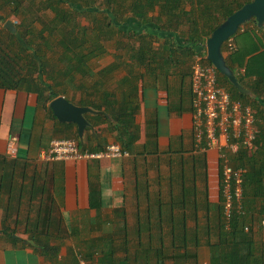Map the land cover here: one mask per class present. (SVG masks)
Segmentation results:
<instances>
[{
	"label": "trees",
	"instance_id": "trees-1",
	"mask_svg": "<svg viewBox=\"0 0 264 264\" xmlns=\"http://www.w3.org/2000/svg\"><path fill=\"white\" fill-rule=\"evenodd\" d=\"M24 1L37 4L40 11L51 12L52 16L43 20L44 16L39 15L43 27L35 30L31 23L36 19L30 20L27 14L32 13L30 8L24 10L26 16L16 25V33L5 26L0 31V90L37 94L38 103L55 120L56 131L66 132L67 137L80 138L78 129L74 123L57 120L50 101L64 95L76 104L91 106L100 112L86 114L92 123L88 129L107 123L109 130L116 132L120 145L132 154L140 138L135 119L138 109L135 87L123 93L122 101H114L115 93L107 87L111 73L128 56L140 63L147 59L157 61L163 53L172 56L185 46L179 44L182 37L190 52L203 53L207 50V39L219 24L253 0H0V4L16 2V12L21 15L20 2ZM83 18L88 23L84 24ZM250 23L259 28L255 19L243 25ZM108 43L116 49V62L95 73L91 64L109 53ZM230 59L228 56L226 60L232 68ZM234 72L243 84L238 72L235 69ZM218 75L219 83L234 98L253 108L259 127L253 148L242 147L237 154H230L234 166L247 168L242 209L235 205L231 216L225 215L221 181L220 199L214 205L207 197L208 192L207 202L200 204L196 186L183 182L178 192L173 186L158 192L156 195L161 196L144 211L138 206L136 222L132 225L125 207L103 214L101 190L91 184L90 204L100 211L96 223L99 235L76 236L75 249L69 252L72 264H79L78 254L91 264H199V250L204 244L210 247V264H264L254 230V224L264 219V101L258 95L256 100L241 93L219 70ZM78 77L82 78L80 82ZM128 80V77L120 79L119 87L126 86ZM68 85L79 91L77 100L69 97ZM79 144L81 149L86 148L82 140ZM8 157L0 155V207L4 209L1 223L6 231L11 228L10 217L20 212L21 200L29 191L23 183L27 178L25 164L21 171L18 160ZM162 193L168 195L166 202H162L161 198L165 197ZM212 207L213 215L210 214ZM203 208L209 213L205 233L208 238L214 231L216 242L203 241L197 215ZM38 213V217L26 222L31 232L30 244L57 263L60 243L68 237L63 219L54 204L39 205ZM191 218L195 220L194 227L190 224ZM104 223L108 229H103Z\"/></svg>",
	"mask_w": 264,
	"mask_h": 264
},
{
	"label": "crops",
	"instance_id": "crops-1",
	"mask_svg": "<svg viewBox=\"0 0 264 264\" xmlns=\"http://www.w3.org/2000/svg\"><path fill=\"white\" fill-rule=\"evenodd\" d=\"M254 27L253 23L242 24L232 37L235 50L224 46V55L226 59L231 57L232 68L243 79L244 83H240L250 91L251 94L246 95L256 100L258 95L259 100L264 101V30H259L264 26ZM180 39V46H185L172 56L163 53L157 61L147 59L143 63L128 56L122 66L111 73L107 87L114 91V101H122L123 93L129 92L131 86L135 87V102L138 105L135 119L140 138L135 152L128 157L44 160L42 152L53 139L69 138L66 132L56 131L55 120L38 103L37 94L17 89L0 90V155H7L9 141L17 136L18 154L11 159L18 160L21 171L25 164L27 178L23 183L29 190L21 200L20 212L10 217L8 226L11 228L7 231L1 223L4 209L0 207V264H72L69 252L75 249L74 238L99 235L96 223L100 211L90 204L91 184L101 190L103 214L121 207H125L130 214L134 206L138 210L140 205V210L144 211L161 196L156 195L158 192L171 186L178 192L183 182L196 186L200 204L207 202L206 192L212 205L219 202L220 152L218 148L203 152L196 150L191 91V68L195 55L186 45V39ZM115 52L113 48L95 60L99 63L95 73L116 62ZM166 58L168 60L165 61ZM123 77L129 80L126 86L120 88L118 82ZM97 112L100 111L89 113ZM89 123L83 137L79 135L80 138H76L78 142L83 141L85 149H101L109 143H119L116 132L110 131L107 123L99 124L92 130L88 129L92 128V123ZM75 127L78 129L77 125ZM146 171H154L155 174L147 176ZM142 174L146 177L144 180L141 179ZM40 188L45 191L40 192ZM162 195L165 196L161 198L162 202H166L168 195ZM52 204L59 210L67 236L71 238V242H65L66 237L60 243L57 263L30 244L31 232L26 225L28 219L38 217L39 205ZM200 211L197 215H205L209 220L207 209ZM45 214L42 213L43 216ZM210 214H214L213 207ZM102 227L104 230L109 228L106 223ZM199 264H210L209 249L200 248Z\"/></svg>",
	"mask_w": 264,
	"mask_h": 264
},
{
	"label": "built area",
	"instance_id": "built-area-1",
	"mask_svg": "<svg viewBox=\"0 0 264 264\" xmlns=\"http://www.w3.org/2000/svg\"><path fill=\"white\" fill-rule=\"evenodd\" d=\"M228 50H235L233 38L226 42ZM218 70L207 58V50L196 54L191 68V91L193 107V138L196 150L218 148L221 160V185L225 215L229 218L234 206L242 209L244 178L247 168L236 167L230 154H237L244 147L251 149L259 134L255 111L250 105L234 98L230 91L219 83ZM18 137L8 143L7 156L17 157ZM130 152L119 143H109L102 150L81 149L76 138H56L42 152L44 160H93L128 157ZM264 224V221L262 222ZM249 226H246V230ZM79 264H91L78 254Z\"/></svg>",
	"mask_w": 264,
	"mask_h": 264
},
{
	"label": "water",
	"instance_id": "water-1",
	"mask_svg": "<svg viewBox=\"0 0 264 264\" xmlns=\"http://www.w3.org/2000/svg\"><path fill=\"white\" fill-rule=\"evenodd\" d=\"M252 19H255L260 27L264 26V0L249 1V3L235 11L224 22L219 24L206 42L207 58L215 65V68L226 75L239 91L244 94L251 93L240 83L236 73L227 63L223 46L230 37L236 34L242 24L250 22ZM5 27L13 33L17 32V27L12 20H7ZM50 107L59 121L75 123L78 126L80 137H83L87 126L90 125L85 113L96 111L90 106L76 104L63 95L52 99Z\"/></svg>",
	"mask_w": 264,
	"mask_h": 264
},
{
	"label": "rangeland",
	"instance_id": "rangeland-1",
	"mask_svg": "<svg viewBox=\"0 0 264 264\" xmlns=\"http://www.w3.org/2000/svg\"><path fill=\"white\" fill-rule=\"evenodd\" d=\"M20 3L22 5V7L20 8L21 9V15H18V12H16V6H17L16 2H12L10 4H0V15H1L0 31H3V28H4L7 20H12L15 23V25L20 24L23 17L26 16V13L24 14V10L29 11L30 8H31L32 13H27V14H30V18H29L30 20L36 19V21L31 23V27L35 30H39V29H41V27H43V25L41 23V19L45 20V19H48L49 17L52 16L51 12L44 13L43 11H40L37 4L30 5L31 2L29 3L28 1L20 2ZM39 15H43L44 17H41V19L40 18L38 19ZM81 20L84 24L88 23V21L85 20L84 18ZM108 47H109L110 51L113 50V44L112 43H108ZM91 65L93 67L94 72L99 67V63H97V61H95V60L92 62ZM81 80H82V78H80V77L77 78V82H80ZM68 92H69L68 93L69 97H71L72 99H78L79 91L73 89V87H71V85H68ZM154 174H155L154 171L153 172H151V171L147 172L146 171L147 176H153ZM145 178L142 174L141 179L144 180ZM136 212H137V207L134 206V208H132L130 215H129L130 223H132V225H134L136 222ZM199 212H201V211H199ZM206 218L207 217L205 215L199 216L200 230H201L200 232H201L202 236L205 238V239H203V241L209 240L210 242L211 241L216 242L217 236H216L214 231H213L214 233L212 232L211 236L207 238L205 231H206V227H207V222L209 220H208V218L207 219ZM194 221L195 220L193 218H191L190 224L192 227H194V225H195ZM263 221H264V219H262L259 222L257 221L254 224V230L256 232V240L259 243V245L261 246L262 252L264 255V224L262 223ZM74 240H76V239L74 238ZM67 241L71 242V238L67 237L65 239V242H67ZM202 247H205L206 249L210 248L209 246H207V244H204L203 246H201V248Z\"/></svg>",
	"mask_w": 264,
	"mask_h": 264
}]
</instances>
